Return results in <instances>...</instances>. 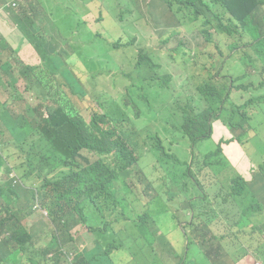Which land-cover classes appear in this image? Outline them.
Wrapping results in <instances>:
<instances>
[{"label":"trees","instance_id":"16d2710c","mask_svg":"<svg viewBox=\"0 0 264 264\" xmlns=\"http://www.w3.org/2000/svg\"><path fill=\"white\" fill-rule=\"evenodd\" d=\"M4 1L0 0V10ZM28 1L24 6L19 3L18 7H13L15 9L8 10L16 24L22 25L26 19L31 27L36 19L28 10L54 8L57 4V0H41L39 4ZM64 1L70 5L69 0ZM165 3L178 27L201 23L200 33L206 46L188 51L182 44L170 49L165 41H151L142 47H132L130 45L137 39L128 45L102 31L95 40L99 48L82 56L73 40L56 25L62 37L55 45L57 52L52 55L46 50L48 39L44 35L39 33L35 38L28 33V42L36 51L28 58L35 64L30 65L22 61L0 30V264H41L42 260L47 264H65L62 250L78 252L77 248L82 246L76 247L75 239L88 232L96 236V246L89 252L80 253L78 258L86 264L110 263L111 252L120 245L116 238L108 237L110 225L105 217L115 215L118 210L132 211L147 200L148 176L138 177L136 182L132 179L136 176L134 169L149 152L148 145L155 153V169L162 170L170 184L177 187L185 206L189 207V221H193L192 225L182 224L187 245L183 255L172 253L178 264H230L226 260L228 256L232 257V264H247V229L257 225L264 211L257 183L254 181L249 186L229 161L225 173H215L221 181L239 178L248 188V206L229 227V239L235 245L223 246L203 222H196L197 215L192 212L191 207L202 194L199 182L202 180L192 163L196 146L201 141L213 140L215 120L234 134L240 127V135L244 137L249 131L243 124L255 121L251 115L264 113V0H165ZM201 9L208 15L198 16ZM88 12L90 8L86 10ZM237 25L240 37L236 35ZM174 29L175 26L170 31L173 34ZM247 35L250 40L244 43ZM223 39H231L228 46L235 51L229 57L232 63L229 76L223 73L228 57L211 48L219 47V41L223 42ZM164 55L174 62L185 57L183 72L164 71L161 59ZM75 58L84 62L80 67L89 74L75 69ZM41 64V67L36 66ZM71 67L80 73L82 84ZM252 69L253 73L248 74ZM251 75L257 79L240 85ZM56 76L59 78L54 84L52 78ZM88 76L93 83L90 85L92 95L105 111L93 115L92 128L86 134L71 136V129L80 127L78 121L67 120L61 128L57 123L61 113L71 112L68 101L73 96L77 93L84 97L88 95L84 89L89 84ZM116 76L123 78L126 87L119 102L108 100L96 87L97 83ZM46 77L52 80L46 81ZM175 78L180 84H176ZM187 80H194L195 87ZM192 88L195 90L193 94H183ZM232 88H242L244 97L240 105L231 97ZM27 94L38 103L31 104ZM175 100L190 109L181 125L183 137L192 143L189 154L184 151L177 155L167 150L158 134L151 133L143 138L140 125L135 121L156 118ZM203 100L208 106L199 112L194 111L198 103H204ZM107 102L115 108L107 107ZM263 129L264 126L255 131L256 139L261 142ZM61 130L64 133L61 134ZM241 143L239 138L236 148L229 149L225 157L222 156V145L218 144L216 149L204 155L206 167L214 165L215 158L242 161ZM84 151L98 158L92 161L83 155ZM263 168L261 164V172ZM12 171L16 172L17 179H10ZM35 181L39 190L33 187ZM27 190L30 191L31 210L38 200V206L48 212V218L42 215L43 219L57 224L56 230L45 233L46 243H43L44 228L37 235L27 227L22 236L15 230L9 233L17 215L11 205L22 204ZM218 201L224 207L230 206L226 195L219 197ZM206 203L210 204V200ZM215 247H218L217 252L224 250V254L215 258L205 255ZM149 250L154 253L151 263L159 264L161 256L157 255L156 246L152 244ZM134 256L150 262L147 252ZM262 259L264 264V255Z\"/></svg>","mask_w":264,"mask_h":264},{"label":"rangeland","instance_id":"374dc122","mask_svg":"<svg viewBox=\"0 0 264 264\" xmlns=\"http://www.w3.org/2000/svg\"><path fill=\"white\" fill-rule=\"evenodd\" d=\"M9 2H11V0H6L2 5L7 13H10L8 10L15 9L13 7H7ZM71 2L72 1H70V4ZM76 4L77 3L67 5L64 0H57V4L54 8L48 7L47 13L42 12L41 8L28 10L29 13L33 14V17L36 19V21L39 22L37 30L30 31L29 33L31 36L37 38L35 35L37 32H40L48 39L46 50L49 52V54L52 55L57 52V50L55 49V45L60 40L56 25L64 31V34L66 36L72 38L75 47L82 56H88L91 54L93 48H99V46L95 44V40L98 36H100L102 31L108 33L113 39H118L120 36L122 38L121 40L128 45H130L129 43L137 38V42H135V44L133 45H130L132 47H142L144 45H148L151 41H165L170 49L177 48L180 44H182L186 48V50L188 49V51L201 50L204 46H206L204 43V37L200 33L201 23L196 22L191 25L178 27L175 21V17H173L172 14L168 12L165 3L162 0H146L145 2L143 0H140L138 5L134 7V10L137 14L141 13L143 15L142 19L139 21H135L134 17L127 16L128 20H126L124 23H120L119 20L116 21L114 19H108L107 16L115 17L121 12L125 5L106 6L105 11L101 9V6H98L94 9V12L92 14H90L91 11L86 14H81L80 10L76 8ZM20 5L24 6L25 4L21 3ZM263 8L264 5L262 6V9ZM81 9L85 10V8L82 6ZM52 11L53 17L52 14L49 13ZM2 15L4 16L5 14L2 13ZM2 19L6 21L5 18ZM174 26L175 29L173 34L170 31ZM118 33H120V35H117ZM240 36L241 34H238V37ZM249 40L250 38L245 36L244 43H247ZM231 42V39H223V42L219 41V47H211L213 50L222 52L224 53L225 57H228L223 71V73L227 76H229L230 74L229 68L232 65L229 57L233 56L235 52L232 51V49L228 46ZM160 52L162 54L165 53L164 51ZM161 59L164 65V71L173 72L174 74H181L183 72L185 57H181L175 62L173 59L166 58V55L162 56ZM252 73L253 69L248 71V74ZM254 79H257V76L251 75L250 77H248L246 82H241L240 85ZM175 82L176 84H180L178 83L177 78H175ZM189 82L191 86L195 87L194 80H187L188 84ZM96 87L100 92L104 93L108 97V100L114 99L118 102L120 101L122 94L126 90L124 80L120 76H116L115 78H110L103 82H99L97 83ZM84 89L89 92L85 98L73 96L72 100L79 108L83 117L88 122H90L94 114H103L105 110L104 108L98 106V104L96 103L92 95L93 91H91L90 85L84 86ZM194 91L195 90L192 88L190 92L183 94L190 95L193 94ZM239 94H241V96ZM231 97L234 98L233 101L235 103L236 101L242 102L241 99L244 97L242 88H232ZM27 99L31 104L34 103V99H32L29 94H27ZM203 102L204 103H198L196 108L193 110L196 112L204 110L208 105L204 100ZM106 104L107 107L115 108V106L111 105L110 102H107ZM189 110L190 109L185 108L184 103L175 100L172 101L169 106H167L156 118L152 120H147V118L135 119V121L140 123L142 133L145 137L151 133L158 134L164 141V145L167 149H190L192 143L183 137L181 131V125ZM251 116L255 117V121L253 123L245 122L243 124L246 128L251 130L253 134L250 135L251 138L248 137L249 135L242 137L240 135L242 130L240 127H238L237 133H230V135H228V137L222 141L223 157H225L226 154L225 147L235 144L239 138L242 140L241 149L244 155V159L252 153V143L256 142V136L254 135L255 131L261 130L264 126V113L261 112L257 115ZM215 122H218L220 125H222L218 120H215ZM127 128H131V126L127 125ZM227 129L229 128L227 127ZM225 133L229 132H222L217 135L214 134V138L212 141H201L196 146V149L194 151L195 155L192 165L197 168L199 178L205 185L214 183L215 186H220L221 182L218 180L215 173H225L227 171V167L229 166V162L225 158H215L212 161L214 165L207 167L204 162V155L217 148V145H214L215 136L218 140L220 136ZM262 145H264V142L262 143ZM197 151H202V153H199ZM258 151H260V154L262 155L263 149L255 150V152ZM83 155L91 159L92 161H95L98 158L95 154L89 153L88 151H84ZM253 157L258 160L259 154L254 153ZM202 168H205V170H202ZM135 172L137 173V175L133 179L134 181H136L137 177L145 178L148 176L150 178H159L161 176L160 173L155 169V160L149 152H146V154L142 157L139 165L135 169ZM160 172H162V170H160ZM10 179H17L15 171H12L10 173ZM28 187H30V185H28ZM33 187L37 190L40 189L37 181L34 182ZM29 195L30 191L27 190L24 199L22 200V204H19L17 206H13V204L11 205V208L15 209L17 215L16 219L9 227V233L15 230L19 231L20 235L22 236L25 233V229L27 227L32 228L33 234L37 235L44 228L40 224H36L35 228H33L34 221L38 219L37 214L33 211H36L39 208L36 205L33 208V211L31 210V207L29 206ZM7 210H9V207H7ZM42 214L47 217L45 211H43ZM120 224L125 228L131 226L130 223L125 221H121ZM172 224L175 223L172 220H169L164 225L166 228H168ZM45 227L51 228L50 230H56L57 224L49 222L45 224ZM79 233L80 231L77 232V234ZM143 239L144 237L139 233L125 231L122 232V234L118 237L119 242H125L129 244H133L136 240ZM178 246L181 247L182 245ZM84 249L85 247L82 249V252L84 251ZM209 253L210 252H207V254ZM49 257H52V255H50ZM226 260L230 264H232L231 256H228ZM246 261L248 264H253V259L250 255L246 257ZM41 264L47 263L42 260Z\"/></svg>","mask_w":264,"mask_h":264},{"label":"crops","instance_id":"0c3cea01","mask_svg":"<svg viewBox=\"0 0 264 264\" xmlns=\"http://www.w3.org/2000/svg\"><path fill=\"white\" fill-rule=\"evenodd\" d=\"M25 1L26 0H19L20 3H24V4ZM34 1L37 2L38 4L41 3V0H34ZM70 1H72L70 5L77 3L76 8L80 10L81 14H86V10H88L89 8L91 11L90 14H92L94 12L95 6L97 5H100L103 11L106 10L105 8L106 6L125 5V7L121 10V12L115 17L107 16L108 19L111 20L114 19L116 21L119 20L120 23H124L126 20H128L127 16L134 17L135 21H139L143 17L141 13L137 14L136 11L134 10V7L136 6V2L138 0H112L111 2L108 1L103 2L101 0H86V1L70 0ZM162 1L165 3V0ZM81 6L84 7L85 10L81 9ZM41 10L42 12L47 13L48 7L41 8ZM2 13L5 15L3 16ZM49 13H51L53 17V11ZM205 15L208 14L206 13V11L201 9L198 16H205ZM2 18H5L6 21H4ZM28 23L29 21L24 19L22 25L16 24L13 21L11 13H7L4 10V8H1L0 30L2 31L4 36L8 39V41H10V43L13 45V48L19 53V56L21 57L22 61L30 65H35L32 62H30L28 59L31 55L36 54V51L28 42L27 35L30 31L37 30L39 22L35 21V24L31 27L29 26ZM23 27H27L28 29L25 30L23 29ZM39 33L40 32H37L35 36L37 37ZM238 34H239V27L237 25L236 35L238 36ZM58 35L61 40L62 36L59 32ZM117 35H120V33H118ZM246 37L249 36L247 35ZM118 39H122V38L119 36ZM83 63L84 62L81 59L75 58V69L79 71H83L86 74H89L85 68L80 67L83 65ZM36 66L41 67L42 64ZM70 69L73 68L71 67ZM42 70L45 71L44 68H42ZM76 70H74V72L76 73V79L80 84H82L80 73H78ZM58 78H59L58 76L52 78L54 84L57 83L55 79L58 80ZM52 79L51 77L45 78L46 81ZM87 79L89 83L88 85L93 84L89 80L90 76H88ZM239 95L241 96V94ZM75 96L85 98L84 95L81 93H77ZM33 102L34 103L32 104H36L38 103V100L34 99ZM241 103L242 102L240 101L239 102L236 101V104L240 105ZM68 107L71 112L61 113L60 120L57 124L61 128V126H63L67 120L78 121L80 127L74 129L72 128L71 136L73 135L82 136L86 134L92 128L91 122H88L83 117L79 108L73 102L72 99L68 101ZM137 124L140 125L139 122H137ZM245 130L249 131V135H253L251 130H249L248 128H246ZM222 132H229V133H225L221 135L218 140L217 137L215 136L214 145H218V144L222 145V142H220L219 140L221 138H227L228 135L232 133V131L230 129H227V127H223L218 122H215V124L213 125V133L217 135ZM60 133L62 134L64 132L61 130ZM143 138L146 137L143 135ZM263 142H264V129H263L262 142L261 140L258 141L256 139V142L252 143L253 146L252 153L249 154L245 159L244 157L242 161H239L236 158H230V159L227 158V159L232 165V167L248 182L249 186H252L254 184V181L257 183V188L260 189L261 191L260 192L261 200L264 202V168L262 172L259 169L261 164L264 165V145H262ZM150 146L151 145H148L147 149L155 160V153L150 149ZM232 148H236L235 144L226 146L225 150L226 152H228V150ZM261 149H263L262 155L260 154V151L255 152V150H261ZM167 150H170L177 155H182L184 151H187V153L189 154V149L186 148H180L178 150H173V149H167ZM254 153L259 154L258 160L253 157ZM157 171L161 175L159 178L148 177V182H149L148 197L144 203L138 204L137 207L132 211L118 210L115 215H112L110 217L109 215H107V217H105L110 225V231L108 232L109 238L112 236L116 238L118 241V237L122 234V232L125 231V232L139 233L144 237V239L136 240L133 244L118 241V245H120V248L111 252L110 263L93 262V264H152L151 262L154 261L153 259L154 253L151 250H149V247L152 244L156 246L157 255L161 256L159 260V264H178V259H176L172 255V253H176L180 256L183 255L185 247L187 245V241L185 238V231L182 227V224L185 223L188 225H192L193 221H189V219L191 218L188 212L189 207L185 206L183 202V196L179 194L177 187L170 184V182L164 177L163 171L160 172V169H157ZM219 181L221 182L220 186H215L214 183L205 185L203 184L202 181H199L202 188V194L200 200L193 207H191V209L193 214L197 215L196 222L198 223L203 222L206 228L208 229V231L210 232V234L213 237H217L218 239H220L221 244L223 246L235 245V242H232L229 239V227L233 223V221L238 217V215L248 206V202H249L248 188L244 187L243 180L236 177H232L224 181L221 180ZM260 183H262V186H260ZM193 193H194V189H193ZM223 195H226L229 198L230 200L229 207H224L219 203L218 199ZM208 199L210 200V204L206 203V200ZM38 204L39 201L37 200L34 207L36 205L38 206ZM38 208L39 209L35 211L38 219L34 221L33 224L34 227L36 224H40L42 222L47 223V221L42 217L43 215L42 212L43 211L46 212L47 214L46 218H48V212L40 208L39 206ZM169 220H172L175 224H172L170 225V227L166 228L164 224ZM212 220L214 222H212ZM121 221L128 222L131 224V226L125 228L120 224ZM43 227H44V230L42 231V233H44L43 243H46L48 242V240L46 239L45 233L49 232L51 228L49 227L46 228L45 224ZM246 238H247V247L249 252L248 255L252 257L253 259L252 263L254 264L256 262H260L263 264L262 256L264 255V211L262 212V215L258 219L257 225L247 229ZM75 243H76V247L78 245L82 246L81 248H77L78 252L69 251L66 249L62 250L64 252L65 264H69V258L71 255L75 259V264H86L84 260H80L78 258V255L86 251L89 252L95 248L96 236L88 232L86 235L82 237H76ZM178 245H182V246L179 247ZM250 246L251 248H249ZM84 247L85 249L82 252V249ZM217 251H218V247H215L211 250L206 251L205 255H212V257L215 258L218 257L219 254H224V250H222L221 252H217ZM143 252H147V254L149 255L150 262L144 260H138L134 256V255L138 256ZM207 252L210 253L207 254Z\"/></svg>","mask_w":264,"mask_h":264},{"label":"clouds","instance_id":"9594fccd","mask_svg":"<svg viewBox=\"0 0 264 264\" xmlns=\"http://www.w3.org/2000/svg\"><path fill=\"white\" fill-rule=\"evenodd\" d=\"M19 3H20L19 0H18V1L15 0V1L12 2V3H9V4L7 5V7L9 6V7H15V8H16V7H18V4H19ZM15 4H17V6H15ZM92 117H93V116H92ZM91 120H92V119H91ZM90 122H91V121H90ZM138 165H139V164H138ZM138 165H137V166H138ZM137 166H136V167H137ZM135 169H136V168H135ZM135 169H134V171H135ZM135 173H136V172H135ZM136 175H137V173H136ZM134 178H135V177H133V179H134ZM141 178H142V177H141ZM133 179H132V181H133V182H136L137 179H138V177H137L136 181H134ZM257 263H260V262H256V263H254V264H257ZM74 264H75V260H74ZM260 264H262V263H260Z\"/></svg>","mask_w":264,"mask_h":264},{"label":"built area","instance_id":"2783aa9c","mask_svg":"<svg viewBox=\"0 0 264 264\" xmlns=\"http://www.w3.org/2000/svg\"><path fill=\"white\" fill-rule=\"evenodd\" d=\"M15 6H17V4H15ZM74 257L71 255L70 258H69V264H74ZM257 264H260V263H257Z\"/></svg>","mask_w":264,"mask_h":264}]
</instances>
